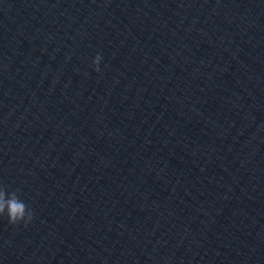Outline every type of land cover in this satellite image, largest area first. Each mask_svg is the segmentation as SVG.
Wrapping results in <instances>:
<instances>
[{
  "label": "water",
  "instance_id": "95a60500",
  "mask_svg": "<svg viewBox=\"0 0 264 264\" xmlns=\"http://www.w3.org/2000/svg\"><path fill=\"white\" fill-rule=\"evenodd\" d=\"M0 188V264H264V0H0Z\"/></svg>",
  "mask_w": 264,
  "mask_h": 264
},
{
  "label": "clouds",
  "instance_id": "9594fccd",
  "mask_svg": "<svg viewBox=\"0 0 264 264\" xmlns=\"http://www.w3.org/2000/svg\"><path fill=\"white\" fill-rule=\"evenodd\" d=\"M92 63L94 70L99 72L102 57L97 55ZM0 217H6L8 223L13 225L27 224L32 221L33 213L17 195L7 194L3 188H0Z\"/></svg>",
  "mask_w": 264,
  "mask_h": 264
}]
</instances>
